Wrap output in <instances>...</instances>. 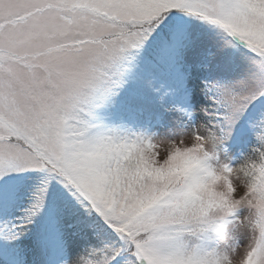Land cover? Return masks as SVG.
<instances>
[{
  "label": "snow or ice",
  "instance_id": "1",
  "mask_svg": "<svg viewBox=\"0 0 264 264\" xmlns=\"http://www.w3.org/2000/svg\"><path fill=\"white\" fill-rule=\"evenodd\" d=\"M237 257L264 264V0H0V264Z\"/></svg>",
  "mask_w": 264,
  "mask_h": 264
},
{
  "label": "clouds",
  "instance_id": "2",
  "mask_svg": "<svg viewBox=\"0 0 264 264\" xmlns=\"http://www.w3.org/2000/svg\"><path fill=\"white\" fill-rule=\"evenodd\" d=\"M165 147L166 146H162L161 151H163ZM237 167L239 168L240 165H237ZM234 179L236 180V186L238 188H242L244 186L245 181L242 174L234 173ZM234 264H239V257H237V259L234 261Z\"/></svg>",
  "mask_w": 264,
  "mask_h": 264
},
{
  "label": "rangeland",
  "instance_id": "3",
  "mask_svg": "<svg viewBox=\"0 0 264 264\" xmlns=\"http://www.w3.org/2000/svg\"><path fill=\"white\" fill-rule=\"evenodd\" d=\"M185 142H186V143L189 142L187 138H185ZM252 146H253V145H251V146H249L247 149H245V154H250V152H251V147H252ZM232 159H233L234 162L239 163V162H242L243 157L240 156V155H235V156H233Z\"/></svg>",
  "mask_w": 264,
  "mask_h": 264
},
{
  "label": "trees",
  "instance_id": "4",
  "mask_svg": "<svg viewBox=\"0 0 264 264\" xmlns=\"http://www.w3.org/2000/svg\"><path fill=\"white\" fill-rule=\"evenodd\" d=\"M253 144H254V142H253ZM249 146H251V145H249Z\"/></svg>",
  "mask_w": 264,
  "mask_h": 264
}]
</instances>
